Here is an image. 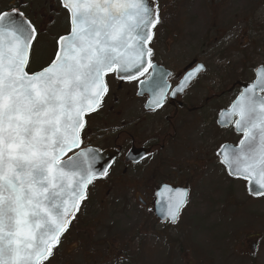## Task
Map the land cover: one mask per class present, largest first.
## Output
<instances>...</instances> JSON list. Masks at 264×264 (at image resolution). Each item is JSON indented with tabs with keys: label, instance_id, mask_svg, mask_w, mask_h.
<instances>
[{
	"label": "snow or ice",
	"instance_id": "6c2138e0",
	"mask_svg": "<svg viewBox=\"0 0 264 264\" xmlns=\"http://www.w3.org/2000/svg\"><path fill=\"white\" fill-rule=\"evenodd\" d=\"M59 2L70 28L37 71H31L36 27L15 7L0 11V264H46L89 198V186L108 176L111 163L96 170L101 161L93 149L74 151L83 143L85 117L108 92L105 77L139 80L151 70L139 83L152 93L153 108L162 106L168 87L158 81L148 46L161 23L155 0ZM256 77L221 111V125L238 117L234 128L242 139L217 155L230 176L248 182L250 195L264 196V67ZM164 189L172 194L164 218L174 224L187 192Z\"/></svg>",
	"mask_w": 264,
	"mask_h": 264
},
{
	"label": "rangeland",
	"instance_id": "374dc122",
	"mask_svg": "<svg viewBox=\"0 0 264 264\" xmlns=\"http://www.w3.org/2000/svg\"><path fill=\"white\" fill-rule=\"evenodd\" d=\"M173 18L187 26L181 34L187 54L182 51L179 59L188 60L197 49L206 69L198 99L213 101L193 125L197 134L182 140V153L176 148L166 156L163 173L181 165V183L190 184L186 209L173 226L157 223L132 201L130 178L116 182L114 171L106 178L112 182L91 184L46 264H264V201L248 199L246 183L227 175L217 152L240 137L215 121L238 89L227 91L237 82L252 83L254 71L264 67V0H199ZM44 62L35 45L31 69Z\"/></svg>",
	"mask_w": 264,
	"mask_h": 264
},
{
	"label": "flooded vegetation",
	"instance_id": "af4514ba",
	"mask_svg": "<svg viewBox=\"0 0 264 264\" xmlns=\"http://www.w3.org/2000/svg\"><path fill=\"white\" fill-rule=\"evenodd\" d=\"M196 1L199 0H155L161 23L154 29L155 37L148 46L154 52L152 63L156 66L158 81L162 79L168 86L162 106L153 108L150 104L153 99L152 93L146 91L139 83V80L148 79L151 70L139 80L132 81L121 80L115 74H108L105 77L108 92L99 109L85 117L87 124L82 133L83 143L77 150L94 148L100 152L116 151L118 156L114 162L112 161L108 176L115 171L114 178L119 183H125L127 178H130L129 184L133 187V190H130L132 201L146 211L149 217L162 224L170 223L161 222L156 213L158 193L161 189L167 185L171 189L187 190V203L181 208L178 219L186 209L191 195L189 182L181 183L178 176L181 165L168 174L163 173L166 156L169 153L175 154L176 148L180 154L182 153L184 149L182 140L187 139V135L191 138L197 134L193 132V125L201 121L200 113L213 102L211 97L198 99L200 97L197 90L198 82L206 69L198 62L197 49L188 60L186 56V61H181L178 57L182 51L183 54H187L186 35L181 36L184 32L182 26L184 25L185 29L187 26L183 24V20L175 19L173 16L178 13L185 14ZM14 7L25 13L37 29L33 49L39 44L42 60L46 61L42 66L31 69L37 71L54 57L58 38L68 33L70 25L67 13L60 6L59 0H0V11L10 12ZM172 19L174 24L170 27ZM176 20L179 26L176 25ZM198 66H202V70L196 72L197 74L188 81L184 91L173 95L177 85ZM238 84L240 82L235 83L227 91L230 93L238 89L235 98L241 93ZM221 111L225 109H221L216 115L217 126ZM234 120L235 118L232 120L233 123ZM233 123L225 129L232 128L234 132ZM170 165L174 166L173 162H170ZM106 178L94 182H104ZM107 181L112 182V179L109 178ZM244 182L248 184L247 181ZM248 199L264 201V196L257 198L248 196ZM75 220L71 222L69 228Z\"/></svg>",
	"mask_w": 264,
	"mask_h": 264
},
{
	"label": "water",
	"instance_id": "95a60500",
	"mask_svg": "<svg viewBox=\"0 0 264 264\" xmlns=\"http://www.w3.org/2000/svg\"><path fill=\"white\" fill-rule=\"evenodd\" d=\"M58 46V45H57ZM260 68V67H259ZM195 72V74H197L196 73V71H194ZM254 76H255V79H254V81H253V83L255 82V80H256V70H255V72H254ZM122 80V79H121ZM249 85H251V84H238V86H240V88H241V92L245 89V87L246 86H249ZM261 94H263V96H264V93H259V95H261ZM237 99V98H236ZM235 102V101H234ZM233 102V103H234ZM232 103V104H233ZM231 104V105H232ZM226 112V111H225ZM221 117L219 116V118H218V120L220 119ZM235 117H233L232 118V120L234 119ZM237 119H238V117H236ZM217 124H218V126L220 127V128H226V127H228L229 125H221L220 123H218V121H217ZM234 131H235V133L237 134V135H241L242 136V133H237L236 132V130H235V128H234ZM224 145H231V144H224ZM231 146H234V145H231ZM239 146V143L237 144V146H234V147H238ZM222 147V146H221ZM89 149V148H88ZM92 149V148H91ZM221 149V148H220ZM78 149H75L74 151H77ZM97 154H98V157L100 158V163L99 164H97V165H95V168H96V170H100L104 165H106V164H108V163H111V165H112V161L118 156V153L116 152V151H114V150H106V151H101V152H99L98 150H96V149H93ZM73 155V153L72 152H70V153H68V155ZM218 156V155H217ZM220 159L222 158V157H220V156H218ZM65 159H67V157H65ZM223 167H224V165H222ZM225 168V167H224ZM226 169V168H225ZM226 173H227V175L230 177V178H233L232 176H230L229 174H228V171H227V169H226ZM99 179H101V178H99ZM233 179H237V178H233ZM241 180H243V179H241ZM245 181V180H244ZM181 190H185L186 192H187V190L186 189H181ZM188 193V192H187ZM247 193H248V195L249 196H251V197H254V198H257V197H261V196H252V195H250L249 194V192H248V184H247ZM170 195H172L171 193H169V192H167L164 188H162L161 189V191L158 193V198H159V202L157 203V205H156V208H157V211H156V213L158 214V217H159V220L161 221V222H165V221H169L170 222V220H168V219H165L164 217H165V215H166V212H167V203H166V201H167V199H168V197L170 196ZM171 223V222H170ZM171 224H173V223H171Z\"/></svg>",
	"mask_w": 264,
	"mask_h": 264
}]
</instances>
